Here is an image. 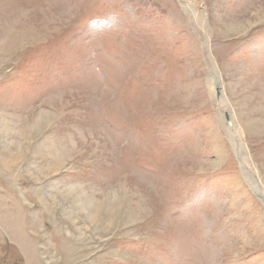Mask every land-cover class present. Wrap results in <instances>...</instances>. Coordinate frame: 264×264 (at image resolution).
Masks as SVG:
<instances>
[{
	"label": "rangeland",
	"instance_id": "rangeland-1",
	"mask_svg": "<svg viewBox=\"0 0 264 264\" xmlns=\"http://www.w3.org/2000/svg\"><path fill=\"white\" fill-rule=\"evenodd\" d=\"M259 184L264 0H0V264H264Z\"/></svg>",
	"mask_w": 264,
	"mask_h": 264
},
{
	"label": "bare ground",
	"instance_id": "bare-ground-1",
	"mask_svg": "<svg viewBox=\"0 0 264 264\" xmlns=\"http://www.w3.org/2000/svg\"><path fill=\"white\" fill-rule=\"evenodd\" d=\"M193 7V6H192ZM193 10H194V14L196 15V19L199 21V22H202V21H204V19H203V17H202V15H201V13H199V12H197L195 9H194V7H193ZM218 86L220 87V85H214V91H215V93L218 95V94H220L221 93V88L219 89L218 88ZM223 94V93H222ZM223 97V96H222ZM220 103H221V105L223 106L222 108H224L225 107V105H226V100L224 99V98H220ZM232 119V118H231ZM235 124V123H234ZM227 129L229 130V132H230V136L232 137V139H233V142L235 143V146H236V151H237V153H238V155H240L241 156V160L240 161H242L243 162V164L245 165V167L247 166L248 168H250L249 167V165L247 164V162L245 161V159H246V155H245V150H244V148H243V146H242V143H241V139H240V137H239V135H238V133H236V131H233V130H231V128H232V122L231 121H229L227 124ZM234 128V127H233ZM238 131V130H237ZM249 170V169H248ZM251 170H253V169H251ZM250 171V170H249ZM248 171V172H249ZM247 173V172H246ZM250 176L251 175H254V173L253 172H249L248 173ZM255 176V175H254ZM259 183V182H258ZM254 184V183H253ZM255 184L257 185V182L255 181ZM259 189H258V191H257V193H259V195L262 197V199L264 200V187H261L260 186V184H259Z\"/></svg>",
	"mask_w": 264,
	"mask_h": 264
}]
</instances>
